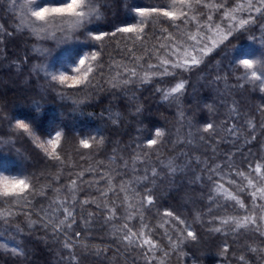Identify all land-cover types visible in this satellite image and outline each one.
<instances>
[{"label":"snow or ice","instance_id":"snow-or-ice-1","mask_svg":"<svg viewBox=\"0 0 264 264\" xmlns=\"http://www.w3.org/2000/svg\"><path fill=\"white\" fill-rule=\"evenodd\" d=\"M108 2L23 0L18 5L17 0H7L5 6L6 11L15 6L21 12L14 31H22L37 42L33 50L40 53L42 62L33 66V71L37 75L43 73L47 83L44 91L55 92L61 100L71 99L74 111L83 114L81 106L104 90L105 85L120 90L154 84L163 100L179 102L187 91L190 74L215 56L227 61L223 65L216 61L217 71L212 79L217 86L224 83L222 97L228 95L229 87L249 86L264 93V0H150L147 5L131 0L125 8L133 21L102 30L100 21L105 18ZM51 45L67 46L64 50L83 47L76 53L78 59L69 62L74 64L70 70L51 71ZM27 61L25 57L23 62ZM229 77L234 80L230 86ZM65 89L76 92L70 94ZM220 104L224 106L226 101L221 99ZM204 107L215 111L212 104ZM31 111H42L39 101L33 102ZM141 111V107L136 108L137 113ZM257 112L264 116V104ZM179 118L184 120L182 110ZM37 121L35 116L28 119L11 113L6 97L0 93V239L5 241L0 248L26 257L17 240L24 232L17 217L23 216L28 219L29 228L39 222L44 228L50 227L54 236L61 237L67 250L61 260L67 259V264H79L77 250L81 248L96 257L111 253L117 258L131 250L138 252L144 264H167L173 254L183 255L181 246L189 238L197 240L193 223H199L209 232L225 237L221 252L231 251L236 264H264V154L257 155L251 147H238L241 141L245 145L256 142L258 131L264 139V119L257 123L255 117L243 113L233 102L219 124L212 119L196 123L189 120L187 133L183 138L178 135L175 141H165L171 133L154 127L146 138L128 146V159L113 147L107 165L97 159L87 166L79 160L96 155L105 142L101 132L89 133L76 142L73 151L79 154V160L73 162L65 148V131L55 128L43 133ZM113 123H119V114ZM221 128L223 136L218 131ZM22 140L39 149L45 164L56 171L46 167L39 174L28 173L18 164L26 159L18 147ZM169 143L179 157L165 160L161 156ZM221 143L236 147L217 160V146ZM200 145L212 156L202 159L203 152L195 155ZM4 153L14 154V163L5 162ZM193 164L199 169L195 181L207 184L208 192L204 208L196 212L190 223L171 208H158L152 188L162 175L183 173ZM65 175L67 179L61 183ZM85 186L88 191L79 198L78 193ZM89 205L103 213L105 223L112 224V241L107 248L92 251L82 239L87 237L86 230L97 215L86 211ZM153 209L154 223L145 216L146 211ZM229 239L235 247L230 246ZM8 240L14 242L10 249Z\"/></svg>","mask_w":264,"mask_h":264},{"label":"trees","instance_id":"trees-1","mask_svg":"<svg viewBox=\"0 0 264 264\" xmlns=\"http://www.w3.org/2000/svg\"><path fill=\"white\" fill-rule=\"evenodd\" d=\"M126 2H131V0H109L105 18L100 21L102 30H109L116 25L133 21V16L126 15ZM149 2L150 0H135V3L140 5H147ZM6 3L7 0H0V26H2L0 27V41H2L0 43V93L6 97L11 113L28 119L35 116L41 132L47 133L55 128L63 129L68 138L65 148L72 156L73 162L79 160V154L73 151L76 142L89 133L97 131L103 134L104 144L96 150L95 156H86L85 160H79L80 164L87 166L98 159L103 160L107 165L113 154V147L119 148L120 155L128 159L131 152L128 146L137 139L146 138L154 127L167 129L171 136L166 135L165 141L169 139L175 141L178 135L181 138L185 136L189 120L196 123L212 119L219 124L225 118L228 107L233 102L243 113L255 117L257 123L260 119H264V116L257 112L259 106L264 104V93L259 92L258 89H252L249 86L243 89L229 87L228 95L223 97L220 95L225 91V85L222 82L217 86L212 83V79L217 71L216 61L219 60L222 65L227 63L221 56L208 58L206 66L190 74L187 91L179 102L172 99L163 100L161 94L154 90V84L132 85L120 90H112L105 85L104 90L94 94L81 106L83 114L80 111H74L75 106L71 99L61 100L55 92L44 91L47 83L42 78L43 73L37 75L33 71V66L42 62L40 53L33 50L37 42L22 31H14L19 22L9 9L5 10ZM9 32L12 35H8ZM239 44L238 41L237 46ZM51 46L54 48L48 60L51 71L70 70L74 64L69 62L78 59L76 53L83 47L76 45L64 50L67 46H62V49ZM61 50L63 52H60ZM25 57H28L27 62H23ZM233 83V78L229 77L228 85ZM65 91L70 94L76 92L73 89H65ZM73 98H76L75 95ZM221 99L226 101V105L220 104ZM34 101L40 102L42 106L40 113L31 111ZM205 104H212L215 111L209 112L204 107ZM137 107H141L142 111L137 113ZM181 110L184 113V120L179 118ZM117 114H119V123H113ZM218 131L222 136L224 135L222 128ZM262 145H264V139H261L258 131L256 142L252 145H245L241 141L238 147L241 149L251 147L254 153L261 155L264 154ZM18 147L26 157L23 161H18V164H22L28 173L39 174L46 167L51 172L56 171L45 164L43 153L29 141H20ZM235 147L230 143H221L217 146L216 159L222 160L224 153L235 150ZM80 151L87 153L88 150L81 149ZM202 152L204 153L202 159L212 156L210 151L204 152L202 145L199 146L198 151H194V154L200 156ZM4 156L5 162L10 164L14 163L12 159H16L14 154L4 153ZM173 156L179 157V152L169 143L163 150L161 158L166 160ZM198 173L199 169L193 164L183 173L178 172L173 176L162 175V179L158 180L152 188L157 197V207L171 208L193 223L196 212L204 208V200L208 192L207 184L195 181ZM66 179L67 176H63L61 183ZM87 191V186H85L84 191L78 193V197L83 198ZM47 203V201L44 202L45 207ZM86 211L97 212V215L86 230L87 237L82 239L92 251L97 247H109L112 241V224L104 222L103 213L95 209L94 205L87 206ZM86 211L83 214L86 215ZM155 211L153 209L145 212L146 218L152 219L153 223L155 222L153 219ZM32 219L37 220V217L33 216ZM17 223L24 229V232L17 236V240L20 241L26 257L16 256L10 250L0 248V264H67V259L61 260L67 250L63 248L61 237L54 236L50 227L44 228L37 222L35 226L29 228V221L23 216L17 217ZM74 227L76 230H81L80 227ZM193 227L198 234L197 240L192 241L189 238L181 246L183 255L173 254L167 264H236L231 251L228 254L221 252L225 237L209 232L199 223H193ZM3 242L5 241L0 239V243ZM229 243L230 246L235 247L230 239ZM7 244L9 249L14 246L11 240H8ZM239 251L240 249L237 248L236 254H239ZM77 254L80 256L79 264H144L138 252L131 250L128 254L121 253L119 258L112 256L111 253L96 257L91 252H84L82 248L77 250Z\"/></svg>","mask_w":264,"mask_h":264},{"label":"rangeland","instance_id":"rangeland-1","mask_svg":"<svg viewBox=\"0 0 264 264\" xmlns=\"http://www.w3.org/2000/svg\"><path fill=\"white\" fill-rule=\"evenodd\" d=\"M17 4L20 5V4H23V0H17ZM17 18L18 22H19V17L21 15V12L19 10V7H13L12 9H9ZM62 47V46H61ZM64 47V46H63ZM65 48V47H64ZM62 49V48H60ZM58 50V49H57ZM60 52H63V50H61Z\"/></svg>","mask_w":264,"mask_h":264}]
</instances>
